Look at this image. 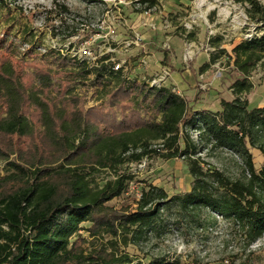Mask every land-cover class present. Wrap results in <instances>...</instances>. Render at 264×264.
Wrapping results in <instances>:
<instances>
[{"label": "trees", "instance_id": "trees-1", "mask_svg": "<svg viewBox=\"0 0 264 264\" xmlns=\"http://www.w3.org/2000/svg\"><path fill=\"white\" fill-rule=\"evenodd\" d=\"M237 1L248 2L249 19L264 29V5ZM140 2L147 9L157 3ZM55 6L68 10L59 0ZM77 31L65 26L64 32ZM46 54L75 70L58 73L64 80L55 81L53 70L35 58L18 59L0 47V160L9 166V173L0 176V264H132L127 254L86 253L82 225L91 224L90 237L106 234L137 244L159 232V215L174 206L186 217L212 212L239 228L244 251L224 258V264L260 263L251 246L264 237V165L257 170L250 149L264 155V107L251 108L243 96L254 87L252 74L259 66L264 69V33L233 48L234 99L222 100L217 112L197 106L202 91L189 102L166 86L126 79L105 65L91 67L53 50ZM216 59L213 55L200 72ZM90 76L105 87L114 83L105 90L107 113L100 108L85 112L83 99L70 89ZM216 150L240 157V177L205 168L203 155ZM155 156L185 160L193 178L188 193L169 197L151 185L142 190L136 209H117L109 203L126 193L132 175L92 187L94 173ZM151 264L169 263L162 257Z\"/></svg>", "mask_w": 264, "mask_h": 264}, {"label": "rangeland", "instance_id": "rangeland-1", "mask_svg": "<svg viewBox=\"0 0 264 264\" xmlns=\"http://www.w3.org/2000/svg\"><path fill=\"white\" fill-rule=\"evenodd\" d=\"M140 1L59 0V4L67 7L65 11L55 6V0H0V47L18 59L31 62L35 58L53 70L55 81L63 82L64 78L58 73L75 69L68 63L59 64L57 57L45 51L57 34L67 35L65 26L76 28L81 39L78 42L83 43L93 35L103 36L100 38L103 40L112 31L114 40H110L107 46L118 50L114 54L118 59H129L130 80L143 82L149 80V75L167 69L170 75L164 86L189 102L202 91L197 106L207 111H220L222 100L234 99L231 86L236 72L229 63L233 48L264 33L262 24L249 19L248 2L156 0V6L147 9L148 6ZM259 1L264 5V0ZM136 34L143 37L141 46H132V53L128 54L124 43L134 39ZM60 37L63 38L62 35ZM58 45L66 49L65 41H59ZM213 55L217 56L216 62L201 73L200 68ZM143 57L148 60L146 67L139 62ZM31 71L32 68L26 69L28 73ZM250 81L254 87L243 99L249 101L251 108L264 107L263 67L256 69ZM100 83L90 76L71 85L73 95L83 99L85 112L100 108L107 113L105 90L114 83L106 87ZM198 135L194 132L192 137L198 139ZM250 151L257 170H260L264 165V155L257 149L251 148ZM15 157L12 156L11 160ZM203 158L207 163L206 169H220L234 178L241 175L243 164L234 152L216 150L210 156L204 154ZM8 167V162L0 160V176L9 173ZM120 175H132L133 180L122 197L109 203L117 209L122 206L136 209L142 190L149 189L151 185L163 188L169 197H175L188 193L193 183L185 160H164L155 156L141 163H128L117 169L94 173L90 178L92 187H103L107 181L116 180ZM157 223L159 232H151L137 244L130 242L128 245L106 234L90 237L86 229L91 224L85 223L80 234L87 242L82 248L86 253L106 250L127 254L132 264H151L162 257H166L169 264H224V258L241 255L244 251L239 228L212 212L186 217L179 207L174 206L161 212ZM251 249L260 258L259 264H264V237Z\"/></svg>", "mask_w": 264, "mask_h": 264}, {"label": "built area", "instance_id": "built-area-1", "mask_svg": "<svg viewBox=\"0 0 264 264\" xmlns=\"http://www.w3.org/2000/svg\"><path fill=\"white\" fill-rule=\"evenodd\" d=\"M78 31L76 33H73L72 35H63L57 34L56 39L50 43L45 51L53 50L60 52L64 57L68 58H74L78 59L80 61L87 62L91 67H100L101 65H105L110 68L112 72H121L123 77L126 79H131V71L129 67V59L127 57L118 59L114 54L118 53L117 49H114L112 47H108L107 43H109L110 40H114L112 31L105 35V38L103 40H100L103 36H91L90 39L86 40L85 42L79 43L78 41L80 39V35H78ZM62 35V39L60 37ZM108 35H110L108 37ZM143 40V37L139 34L135 35L134 39L127 40L124 43V48L126 51H129V49L132 46H141V41ZM59 41H65L66 42V49H62L59 45ZM106 42L104 44L100 42ZM140 65L143 67L148 66V60L143 57L139 61ZM170 75V72L166 69L162 73L149 75V80L143 81L150 85L151 87H162L164 86V82L167 81L168 76ZM145 79V78H144ZM141 80V79H140Z\"/></svg>", "mask_w": 264, "mask_h": 264}, {"label": "crops", "instance_id": "crops-1", "mask_svg": "<svg viewBox=\"0 0 264 264\" xmlns=\"http://www.w3.org/2000/svg\"><path fill=\"white\" fill-rule=\"evenodd\" d=\"M129 53H132V50H131V48L129 49V52H128V54H129ZM139 61H140V60H139Z\"/></svg>", "mask_w": 264, "mask_h": 264}]
</instances>
